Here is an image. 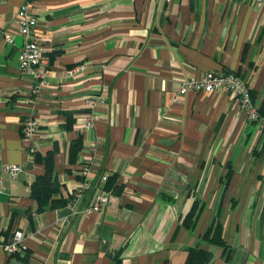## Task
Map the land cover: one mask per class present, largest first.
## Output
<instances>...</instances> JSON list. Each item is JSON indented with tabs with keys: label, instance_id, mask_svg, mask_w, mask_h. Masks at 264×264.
Wrapping results in <instances>:
<instances>
[{
	"label": "crops",
	"instance_id": "obj_1",
	"mask_svg": "<svg viewBox=\"0 0 264 264\" xmlns=\"http://www.w3.org/2000/svg\"><path fill=\"white\" fill-rule=\"evenodd\" d=\"M22 3L0 0V235L21 230L28 260L0 246V264H183L194 245L211 252L207 264H262L264 133L227 93L176 94L188 75L238 72L256 90L255 106L263 102L262 9L246 0H37L29 10L49 65L24 73ZM103 86L104 102L88 105ZM66 112L71 129L62 126ZM85 114L93 126L81 132ZM25 117L38 122L34 141L22 136ZM55 144L66 204L39 213L30 183L44 166L29 148L44 156ZM7 164L22 168L13 179ZM83 166L92 184L114 176L120 188L99 212L87 211L90 188L76 208L68 202ZM197 198L205 205L187 230L182 218ZM217 211L226 250L200 241Z\"/></svg>",
	"mask_w": 264,
	"mask_h": 264
},
{
	"label": "built area",
	"instance_id": "obj_2",
	"mask_svg": "<svg viewBox=\"0 0 264 264\" xmlns=\"http://www.w3.org/2000/svg\"><path fill=\"white\" fill-rule=\"evenodd\" d=\"M37 0H23L17 15H16V33H18L23 43L20 47L18 54V61L21 70L24 73H31L36 66L48 67L49 60L45 51L38 43V37L36 34L37 19L31 9V3L33 4ZM169 1V0H166ZM262 9L264 12V0H246ZM4 40L7 43L13 42V35L11 32H4ZM73 72V70H69ZM43 86V81L39 83V86L33 87L32 94L38 95ZM106 89L103 86L101 92L97 96H88L87 104L92 106L95 102H104ZM189 91L194 92H206L211 93L224 92L227 93L234 102H236L245 113L246 117L256 124V128L264 133V118L260 117L257 113V106L251 101L249 89L245 81L234 72L223 71H208L202 74H191L180 80V84L176 94L183 95ZM31 100V99H30ZM174 100H176L174 98ZM80 122V131L84 132L89 130L93 126V114L83 115ZM78 118V117H77ZM20 128L23 138L34 141L41 136V132L38 127V122L33 117H25L20 121ZM35 154V148L31 146L29 148V156L33 158ZM21 166L18 164H7L3 167V171L8 174L9 178L13 179L15 175L21 171ZM87 166H83L79 171V175L82 180L79 186L70 193L68 196V202L76 208L79 200L82 198L85 190L91 189V203L87 211L99 212L101 211L109 201L110 191L100 187L97 184H92L91 179L87 176ZM103 181H106L107 176L101 177ZM1 189V186H0ZM23 233L19 229L12 231L8 238L0 236V246L3 251L10 255L12 253H21L27 248L23 244Z\"/></svg>",
	"mask_w": 264,
	"mask_h": 264
},
{
	"label": "trees",
	"instance_id": "obj_3",
	"mask_svg": "<svg viewBox=\"0 0 264 264\" xmlns=\"http://www.w3.org/2000/svg\"><path fill=\"white\" fill-rule=\"evenodd\" d=\"M237 74H239L237 72ZM241 77V76H240ZM243 79V77H241ZM251 101L255 103V95L256 90L249 87L248 83H246ZM257 113L260 117L264 118V101L261 102L257 106ZM67 121L63 124V128L71 129L74 123V118L72 117V113H65ZM58 147L55 144L53 149L48 151L44 156L36 153L34 154V161L38 163H42L44 166V172L41 175L35 176L33 181L30 183V196L35 199L37 207V212H43L48 208H54L57 206H61L66 204V200H64L60 196V182L58 180L57 174L54 168V154L57 151ZM82 149V136L79 135L75 140L70 143L69 151H68V161L69 163H74L78 153ZM79 171V170H78ZM232 176V170L229 165V168L225 175V186L229 183ZM103 188L110 191V193L120 189L115 185V177L109 176L106 181L103 183ZM226 189V188H225ZM205 203L201 201L199 198L195 199L186 213L182 218V225L187 230L194 229L199 215L203 210ZM220 213L217 211L211 218L209 225L206 227L202 235L200 236V241L211 245L222 248L223 250L229 249V245L226 243L224 239V228L220 219ZM5 235V236H4ZM4 235H0L6 238L7 232ZM27 250V249H26ZM24 250L23 252H19L17 254H23L21 260L23 262H27L28 253ZM211 259V252L207 248L200 247L198 245L188 246L186 248V257L183 264H207ZM262 264H264V257Z\"/></svg>",
	"mask_w": 264,
	"mask_h": 264
}]
</instances>
